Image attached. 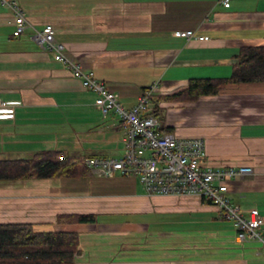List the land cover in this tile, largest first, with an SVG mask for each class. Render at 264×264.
Returning <instances> with one entry per match:
<instances>
[{
    "label": "crops",
    "instance_id": "0c3cea01",
    "mask_svg": "<svg viewBox=\"0 0 264 264\" xmlns=\"http://www.w3.org/2000/svg\"><path fill=\"white\" fill-rule=\"evenodd\" d=\"M16 3L27 22L18 38L12 37L13 13L0 5V102L14 111L11 118L0 117L1 160L28 159L41 151L74 158L116 159L123 154L119 118L103 116L93 105L95 94L55 61L54 52L33 41L35 31L46 24L53 26L64 53L115 93L125 110L153 83H158L155 94L164 97L186 89L192 78H228L241 47L264 46V0H231L227 8L219 0ZM188 30L208 40L176 35ZM159 106L173 135L204 141L206 166L253 168L247 178L232 180L228 191L234 204L246 199V206L251 205L244 213L258 211L264 233V83L230 85L215 97ZM174 115L179 128L170 120ZM88 180L91 193L85 196L103 204L89 203V210L83 209L84 194L76 192L80 179L0 181V223L78 232L79 254L73 264H264L263 246L240 240L233 223L197 197L193 205L174 209L191 221V230L151 231L126 218L160 212L164 208H150L161 202L160 196L149 197L128 176ZM113 193L115 199L122 197L111 203ZM196 211L204 215L194 219ZM77 213L99 218L93 224L57 225L58 215ZM171 233L170 238L156 236Z\"/></svg>",
    "mask_w": 264,
    "mask_h": 264
},
{
    "label": "built area",
    "instance_id": "2783aa9c",
    "mask_svg": "<svg viewBox=\"0 0 264 264\" xmlns=\"http://www.w3.org/2000/svg\"><path fill=\"white\" fill-rule=\"evenodd\" d=\"M17 0H0L14 18L12 37L23 35L27 22ZM231 0H219L227 8ZM35 31L33 41L43 50L55 54V61L61 63L77 79L81 86L95 94V107L106 116L116 115L120 121L123 154L119 158H87L85 164L92 176L98 179H111L116 175L136 179L149 197H197L209 201L217 209L221 218L231 221L237 236L242 241H255L264 249V233L261 230L263 219L257 210L243 213L238 204L229 196L227 181L246 178L253 174V168L246 166L220 167L213 169L205 165L207 153L205 143L200 138H178L173 134H162L158 118L151 114V95L158 89L153 83L143 90L131 109L118 104V96L109 91L106 85L86 72L80 64L65 52L63 44L55 40L53 26L46 24ZM187 41L195 39L202 42L208 37H197L191 30L176 32ZM12 108L0 102V117L11 118ZM264 253V250H263Z\"/></svg>",
    "mask_w": 264,
    "mask_h": 264
},
{
    "label": "trees",
    "instance_id": "16d2710c",
    "mask_svg": "<svg viewBox=\"0 0 264 264\" xmlns=\"http://www.w3.org/2000/svg\"><path fill=\"white\" fill-rule=\"evenodd\" d=\"M234 58L236 62L228 78H192L186 89L175 94L151 95V114L158 118L162 134H172V129L165 127L164 118H160L161 103L197 102L217 96L230 85L264 83V46H243ZM86 159L66 156L60 151H41L28 159H0V181L91 177ZM226 183L229 187L231 181ZM201 202L212 205L202 199ZM98 218L97 214L91 213L60 214L57 225L93 224ZM78 236L76 231L39 230L28 223H0V264H73L79 253Z\"/></svg>",
    "mask_w": 264,
    "mask_h": 264
},
{
    "label": "rangeland",
    "instance_id": "374dc122",
    "mask_svg": "<svg viewBox=\"0 0 264 264\" xmlns=\"http://www.w3.org/2000/svg\"><path fill=\"white\" fill-rule=\"evenodd\" d=\"M242 95H240L241 97ZM160 118H165L166 121V117L167 115L163 112V114H160ZM170 120L172 121V124H174L176 126V128L178 127V122H179V118L178 116L174 115L172 118H170ZM179 130V129H178ZM184 130H188L186 127L184 128ZM189 131V130H188ZM89 178L91 177H86V178H75V179H80L81 181H78L77 185H76V192H81V194L83 195L81 200L83 204H87L86 208H83L85 210H89V203L93 204V202H95V205L97 207V205H103L101 204V200H99L100 198H91V197H87L88 195H90V189L92 184H89ZM247 178V177H246ZM112 179V178H111ZM109 180V179H107ZM103 181V180H102ZM105 181V180H104ZM115 188V187H113ZM141 187L138 185V192L141 193ZM83 192V193H82ZM116 192V191H115ZM87 194V196H85ZM116 194L113 193V197L110 199L111 203H114L115 201H117L119 198H121L122 196L119 195L120 197L118 199H115ZM126 199H131L129 196H126ZM194 197H189V196H183L182 198L180 197H160L161 202H158L156 204H154L153 206H150V208H154V207H161L164 209H160V212L156 213L155 212H144V214H140V215H128L126 220H128V222H131L133 225L138 224V223H142L143 225H145V228H149L151 227V231L153 230H162V231H166V232H175V231H183V230H191V228H189L190 226H188V222L191 223V221L189 219H187V217H185V214H183V216L178 215V211L174 210L176 209L178 206L181 205H188L191 206L193 205L194 201H193ZM244 199H239V203L240 206L242 207V212L244 213V211L248 210V206L251 205H247L246 206V199L244 201H242ZM106 201V200H105ZM206 205V204H204ZM208 206V205H206ZM155 209V208H154ZM192 215L195 217H200L203 216L204 213L203 212H197L196 213H192ZM191 215V216H192ZM211 216H214L213 214H211ZM137 221V222H135ZM187 223V225H186ZM192 224V223H191ZM207 226V225H205ZM132 227V226H131ZM136 227V226H135ZM193 227V226H192ZM263 229V228H262ZM171 235H173V233L171 234H156V236L161 237V238H170ZM148 242H151L153 238H150L148 236ZM180 240V239H178ZM178 240L172 239V242L175 243ZM151 244V243H150ZM79 254V253H78ZM77 254V255H78ZM76 255V256H77Z\"/></svg>",
    "mask_w": 264,
    "mask_h": 264
}]
</instances>
